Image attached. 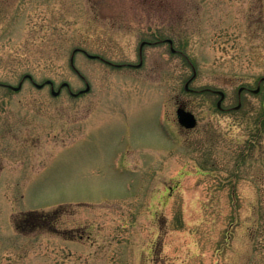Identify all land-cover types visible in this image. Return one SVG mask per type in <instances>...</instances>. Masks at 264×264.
<instances>
[{
  "label": "rangeland",
  "instance_id": "obj_1",
  "mask_svg": "<svg viewBox=\"0 0 264 264\" xmlns=\"http://www.w3.org/2000/svg\"><path fill=\"white\" fill-rule=\"evenodd\" d=\"M263 78L264 0H0V264H264Z\"/></svg>",
  "mask_w": 264,
  "mask_h": 264
},
{
  "label": "water",
  "instance_id": "obj_2",
  "mask_svg": "<svg viewBox=\"0 0 264 264\" xmlns=\"http://www.w3.org/2000/svg\"><path fill=\"white\" fill-rule=\"evenodd\" d=\"M168 42H169L170 44L173 43L172 40H168ZM144 45H145V42L142 43V45H141V52H142V49H143V46H144ZM78 51H83V52H85L89 57H91V58H93V59H95V58H101V57H99V56L90 55V54H88L86 51L81 50V49H77V50H75V53L78 52ZM73 62H74V56L72 57V63H73ZM141 64H142V63H141ZM141 64H140L139 66H141ZM25 79H31V80H32L33 78H32L31 75H26V76H25ZM263 80H264V79H263ZM189 83H190V82H188L187 85H186V88H187V89H188V87H189ZM46 84H49V85L52 86V92H53V94H54L55 96H57V95L60 94V90L57 91V92L55 91V89H54V83H53L52 81L49 80V81L46 82ZM35 85H36L38 88H42V87H44L45 84H37V83H35ZM22 86H23V82H21V83L19 84L18 87H13V86H9V87H10L11 89H13L14 91H19V90L22 88ZM62 86H63V87H64V86H68V84H67V83H64ZM259 90H260V87L257 88V90H254V93H258ZM89 91H90V85L87 84V88H86V90H84L83 92H80V93H76V94H74V96H78V95H80L81 93H85V92H89ZM217 93L220 94V95L222 96L221 100H220L219 103H218V106L221 107L222 101H223V99L225 98V93H224V92H221V91H218ZM237 108H240V105H239ZM177 115H178V121H179L180 125L183 126V127L186 128V129H189V130H190V129H194V128L197 126V124H198V121H197L196 115H195L194 113H192L191 111L186 110L185 108H179V109L177 110Z\"/></svg>",
  "mask_w": 264,
  "mask_h": 264
},
{
  "label": "trees",
  "instance_id": "obj_3",
  "mask_svg": "<svg viewBox=\"0 0 264 264\" xmlns=\"http://www.w3.org/2000/svg\"><path fill=\"white\" fill-rule=\"evenodd\" d=\"M49 214H47V215H43V221H45V223H47V224H45L44 226H47V227H50V225H51V222L49 221V218L51 217V216H48ZM29 225V224H28ZM25 226L26 225H24V227L22 228V225H20L19 227H20V229H23V230H25Z\"/></svg>",
  "mask_w": 264,
  "mask_h": 264
},
{
  "label": "flooded vegetation",
  "instance_id": "obj_4",
  "mask_svg": "<svg viewBox=\"0 0 264 264\" xmlns=\"http://www.w3.org/2000/svg\"><path fill=\"white\" fill-rule=\"evenodd\" d=\"M246 89H247V88L244 87L243 90L245 91ZM57 214H58V212H55V215H56V216H54V218H53L54 220L56 219V217H58ZM49 221H50V220H49ZM43 223H44V224H47V223H45V221H43ZM51 225H52V224H51ZM51 225H50V227H51ZM53 230H54V231H57L55 226H54V229H53Z\"/></svg>",
  "mask_w": 264,
  "mask_h": 264
}]
</instances>
